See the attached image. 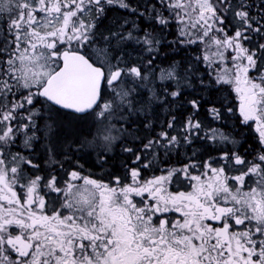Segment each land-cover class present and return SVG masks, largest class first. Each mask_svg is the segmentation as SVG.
Listing matches in <instances>:
<instances>
[{"label":"trees","instance_id":"1","mask_svg":"<svg viewBox=\"0 0 264 264\" xmlns=\"http://www.w3.org/2000/svg\"><path fill=\"white\" fill-rule=\"evenodd\" d=\"M207 1L211 9L206 13L217 22V35L233 38L227 58L242 65L243 86L264 105V0ZM175 3L0 0V141L14 120L10 146L0 143V164L5 166L3 177L16 169L13 190L20 191L21 184L39 175L49 184L69 182L67 174L77 168L105 184L130 181L134 168L139 178L164 173L169 192L188 188L198 177L212 183L240 173L264 178V132L255 119L245 118L238 93L204 57V38L192 39L182 31ZM34 11L36 18L30 21L28 12ZM67 23L70 39L62 40L60 28ZM32 38L38 49L52 47L57 56L63 49L80 51L104 71L113 63L121 75L131 73L126 75L132 84L104 80L99 101L85 114L59 109L38 96L40 86H22L11 70L21 43ZM137 92L145 101L136 98ZM8 109L14 114L6 116ZM96 118L102 129L114 128L110 144L98 143ZM45 127L53 130L49 142L40 139ZM83 139L95 146L87 148ZM19 140L28 141L25 149ZM51 156L55 163L47 162ZM51 190L39 188L53 197ZM227 221L229 217L218 224ZM237 226L230 222L232 234ZM8 231L18 234L16 228ZM248 235L247 262L264 264V234ZM229 255L232 263L241 261L239 253Z\"/></svg>","mask_w":264,"mask_h":264},{"label":"flooded vegetation","instance_id":"2","mask_svg":"<svg viewBox=\"0 0 264 264\" xmlns=\"http://www.w3.org/2000/svg\"><path fill=\"white\" fill-rule=\"evenodd\" d=\"M104 77L106 80L105 71ZM136 179L139 181V175ZM225 180L221 179L222 182ZM69 183L51 182L50 185L58 190L53 192L54 197L39 191L30 199L23 184L19 192L13 190L20 196L17 206L21 213L20 230L15 237L9 234L7 216L13 199L0 198V227L5 233L4 239L8 242L13 238L16 242L14 246L7 245L6 261L15 260L16 264H91L95 259L96 264H102L107 255L106 248L113 247V240H119L121 236L123 251L117 256L121 264H248L244 256L249 252L248 232L234 235L228 230L224 234L217 230L215 220H212L218 216L228 218V211L217 209V202L212 197L217 183L198 177L186 189L167 190L180 198L177 207H166V201L161 202L159 198L142 200L135 192L118 198V203L106 198L111 204L108 218L92 214L89 226L106 228L108 239L94 231H83L79 234L83 246L79 243L76 246L78 235L73 233ZM207 184L209 187L205 186ZM91 185L95 189L104 188L99 182ZM202 209L206 211L207 220ZM228 209L232 211V206ZM237 225L242 227L243 221ZM104 239H107V246L103 244ZM231 252L239 253L241 261L232 263Z\"/></svg>","mask_w":264,"mask_h":264},{"label":"rangeland","instance_id":"3","mask_svg":"<svg viewBox=\"0 0 264 264\" xmlns=\"http://www.w3.org/2000/svg\"><path fill=\"white\" fill-rule=\"evenodd\" d=\"M175 9L180 15L179 20L182 23V31H184L187 35H191L192 39L199 37L204 38V57L207 61L212 64H216L219 67L221 79L223 81L229 82L233 86L234 90L238 93V98L241 100L240 107L246 115L245 118L255 119V121L258 122L259 128L264 132V105L259 103V100H257V94L254 93V91H249L243 86L244 69L242 70V65L237 63L234 57L228 56V60L226 52L228 53V51H233V38L226 36L220 37L217 35V22L214 21V18L212 19V16L206 13V11L211 9L209 2L207 0H176ZM28 15L30 21L36 18L35 11L33 13L28 12ZM67 17H69V15ZM60 32L61 34H59L61 35L60 37L62 40L70 39L68 23L64 25L63 28H60ZM35 39L36 38L27 39L26 42L21 43V51L14 55L11 63V70L16 75H19L20 83L22 86L27 88H38L59 65L58 61H56V59L58 60V56L52 52V47L49 48L47 52L41 51L36 47ZM45 42L46 45L52 46L50 42ZM23 48L25 49L24 51ZM118 70L120 74L114 82L119 80L121 82H125L126 84H132L131 77L126 75L131 73L127 71L125 75H121V70L116 68L113 63L111 66L105 69L106 82L108 84L113 83V81L110 80V77ZM136 98L140 99L141 101H145L144 97L138 96V92ZM27 99L29 100V103H31L32 97L29 96ZM14 111L15 110L10 111L8 109V111H5V115L8 116L9 114H14ZM13 121L14 120L12 119V122H9L3 137L1 136L0 143L5 147V149L10 146V131L12 129L11 126H13ZM93 124L96 125V133L98 136L97 140L99 144H103L104 141H106L105 143L107 144L113 142V127L108 126L105 129H102L97 118L93 120ZM50 131L53 130L45 127L43 137L40 136V139L42 138V141L49 142L51 140ZM83 141L84 144L86 143L87 148L95 146V143L93 144V142L90 143L85 139H83ZM27 142L28 141L26 140H19V143L21 144L18 145L19 147L25 149ZM37 147L38 149L41 148L40 145ZM51 154L52 150L46 153L47 156ZM47 162L55 163L53 156H51ZM4 167L5 166L3 164H0V198L8 197L13 199V203H10L11 206L9 207L7 214L9 222L8 228L9 230L16 228L19 232V218L21 213L18 211L17 202L19 200L17 198H20V196L17 193H14L11 187V181L16 176V169H14L12 173L3 177L1 175L3 172H5ZM9 168V170L12 169V167ZM70 170L71 172L67 174L68 178L70 179L69 184L71 187L70 197L68 198L74 216L72 218L73 233L74 236L76 234L78 235L76 246L78 243V245H84L79 239V234L83 231H94L95 234L106 236V228H103L102 226L100 228H92V226H89L92 221L91 215L98 213L102 218L107 219L109 214L108 209L111 207V204L109 203H118V198H125L124 196L130 192H135V194L138 195V198H141L142 200L145 198L157 200L159 198L161 202H167H164L166 207H177L179 204L178 202L180 201V198H177L176 195L168 193L167 187L165 185V181L168 179V176L164 173H158L156 175L150 176L149 178L140 177L139 181L136 179L138 175H129L130 181L124 183L117 182L115 184H105L99 182L104 188L100 187L99 189H95L91 184L92 182L96 181L92 178L93 176L89 174L88 171H81L79 168L76 170ZM184 173L183 175L185 176ZM43 177V175H39L32 178L27 183H23V185L26 186V191L30 199L35 198L41 186H51L53 189L51 190L52 192H58V190H55V188L52 187L54 185H50L49 182H42L41 180L44 179ZM134 180H136V182H134ZM202 180H206V178H203ZM229 181L228 179L223 182L219 181L212 190V197L217 202V209L228 211L227 216L229 217V221H227L228 225L227 223L218 224L224 219L219 216L212 219L215 220L216 225L218 224L217 226H222L220 229L217 228V230H219L221 233H224L228 230L230 231L231 229L228 227L230 222L237 225L243 221V228L241 229V226H237L234 235L237 232L240 234L241 231H243V233H249L251 231L252 233L260 232L264 234V178H261V176L257 175L251 179L248 177V175L247 178H245V176L240 173L232 177V179ZM225 182L227 183L225 184ZM205 186L209 187L208 184ZM57 194L59 193H56V196L59 197L60 195ZM105 194H107V196H105ZM106 198H108L110 202L107 203L105 200ZM229 206H232V211L228 209ZM206 207L209 206L206 205ZM91 211H93V213H91ZM202 214L207 220L206 211L203 210ZM206 220H204V223ZM205 227L210 229L207 226ZM11 236L15 237L16 235ZM4 237L5 233L0 227V252L2 253L0 264H12L13 261H6V255L1 250L3 248L2 245H4L6 248L7 245L14 246L16 242H14L13 238H10L7 242ZM106 238L108 239L107 236ZM118 238L119 240H113V247H110V249L106 248L107 255H105L102 264H121L118 261L117 256L119 255V252L123 251L124 243L120 241V238H122L121 236ZM107 239H104L105 241L103 242L105 246L108 245L106 242ZM232 239L235 241V237H232ZM192 250L194 251V249ZM11 251L14 250L11 249ZM92 261L93 262L91 264H96L95 259ZM248 264H251L250 261Z\"/></svg>","mask_w":264,"mask_h":264},{"label":"water","instance_id":"4","mask_svg":"<svg viewBox=\"0 0 264 264\" xmlns=\"http://www.w3.org/2000/svg\"><path fill=\"white\" fill-rule=\"evenodd\" d=\"M58 58L60 65L40 85L38 96L59 109L87 113L99 101L105 80L103 68L77 50L63 49ZM119 74L116 71L110 80L115 81ZM130 175H139V170L132 169Z\"/></svg>","mask_w":264,"mask_h":264},{"label":"bare ground","instance_id":"5","mask_svg":"<svg viewBox=\"0 0 264 264\" xmlns=\"http://www.w3.org/2000/svg\"><path fill=\"white\" fill-rule=\"evenodd\" d=\"M60 52V51H59ZM57 53V52H56ZM59 54V53H58ZM97 65V64H96ZM119 71V70H118ZM106 73V72H105ZM114 82V81H113Z\"/></svg>","mask_w":264,"mask_h":264}]
</instances>
